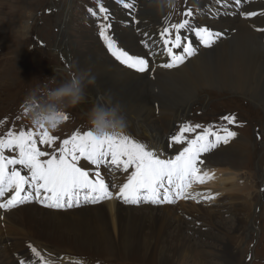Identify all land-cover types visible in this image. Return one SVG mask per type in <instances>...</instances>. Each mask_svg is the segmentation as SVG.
<instances>
[{"label": "bare ground", "instance_id": "1", "mask_svg": "<svg viewBox=\"0 0 264 264\" xmlns=\"http://www.w3.org/2000/svg\"><path fill=\"white\" fill-rule=\"evenodd\" d=\"M201 3V0H187L186 11ZM55 4V8L62 11L63 18L59 22V16H54L55 23L59 22L61 38L57 37V46L52 50L64 57L68 65L65 72L69 73L70 64L76 63L79 74L85 77L84 97L92 107L106 102H109V106H118L126 128L146 136L151 142V148L157 151L163 149L167 153V135L174 134L173 129L182 123L194 107L207 108L211 104L209 94L205 90L228 92L246 99L260 113L262 119L259 121V156L264 153V33L258 34L250 28L248 24L252 22L247 23L239 19L212 20L208 24L214 27V31L224 33L223 38H218L217 45L211 50L199 52L175 70L156 69L152 81L146 76H137L125 69H119L106 56L100 43L90 38V35L82 36L78 41L71 39L67 31V20L71 17L70 9L74 6V0H59ZM163 5L164 3L157 0H141V6L145 10H142L139 4L136 24L139 31H143V27H149L151 22L148 21L156 25L159 23L165 14ZM262 6L260 2L250 0L248 9L261 10L264 8ZM23 10L25 13L22 15H26L27 20H21L19 24L16 21L14 24L18 25L16 29H19L20 35L25 38L30 28L32 29L34 12H27V8ZM223 10L231 8L226 7ZM189 19L195 21L193 16ZM255 20L258 24L255 27H264V19ZM233 29L235 32L230 34ZM113 33L124 49L140 56L139 51L142 49L132 27H116ZM84 39L89 42L85 43ZM59 69L64 71L60 66ZM52 70L53 75L58 74ZM71 71L74 72L72 67ZM116 100L122 102L124 107H120ZM77 105L83 108L80 103ZM156 109L159 112L157 116ZM160 120L163 124H160ZM242 135L227 147L205 156L206 163L201 166V172H209L212 179L202 184L194 183L188 190L190 193H199L195 198L199 200H215L218 194H222L221 198H226L223 209L203 207L194 202L172 206H168V203H141L133 207L121 201H109L94 207L52 212L31 204L11 211L0 222V264H20L21 261H28L29 264H51L45 262V256L33 254L29 245L37 251L41 248L52 249L53 253L49 251V254L57 259L66 258L68 254L80 257L90 253L95 256L111 255L118 260L135 261L136 255L140 253L139 259L148 264H175L173 260L176 259H183L185 263L189 261L188 256L191 257L193 249L203 251L210 248L217 252L215 256L220 259V264H234L237 260L235 252L238 244L249 238L250 241L256 240L260 230L255 221L257 210L264 209V201L258 195L259 187L255 198V182L252 183L256 177L261 180V185L264 184V169L256 165V172L255 165L249 163L254 154L251 149L256 141L245 136L242 138ZM182 148H173L169 153L174 154ZM244 156L246 160L242 161ZM101 172L112 180V184L118 182L121 185L126 180V175L120 173H111L109 177L107 172ZM182 215H189L192 222L188 225ZM195 222H200L199 227H208L210 232L213 229L216 234L201 233L197 230ZM184 230L193 231L218 244L211 246L207 242L196 241L198 238L187 236ZM229 241L232 243L225 246L224 242ZM7 242H12L11 246L18 243L29 245H18L14 252L16 261L7 248ZM136 246H141V250ZM154 246L159 253L156 259L150 257ZM245 246L246 253L249 246ZM59 248H66L72 253L61 251ZM49 260L55 261L52 258ZM252 260L251 254V259L244 264H252Z\"/></svg>", "mask_w": 264, "mask_h": 264}, {"label": "snow or ice", "instance_id": "2", "mask_svg": "<svg viewBox=\"0 0 264 264\" xmlns=\"http://www.w3.org/2000/svg\"><path fill=\"white\" fill-rule=\"evenodd\" d=\"M242 2L243 0H236L237 5ZM123 7L135 11V0H128L123 3ZM100 12L105 23L99 25V37L111 57L119 65L136 73L150 71V61L146 57L130 54L119 45L114 35L109 34L111 23L107 9L101 7ZM183 15L186 18L180 23L160 28L159 40L152 41L153 45L160 44L164 53L170 57V60L160 65L164 69L178 68L199 51L190 41L183 42L188 37L182 35V29L194 32L205 48L212 47L221 36V33L213 32L208 27L194 26L188 19L193 16L191 9ZM240 15L255 16L257 13L241 12ZM172 30H175L174 38ZM257 31L264 32V29ZM144 35L147 37L148 33ZM141 43L150 47L147 40ZM181 48V54L173 51ZM152 54L155 55V52ZM116 103L124 107L119 100ZM52 117L56 120L52 129L68 119L61 112H53ZM221 119L228 125H235L237 121L235 115H224ZM35 127V131L21 129L19 133L10 130L6 137L0 138V209L10 210L33 201L44 208L60 210L79 207L82 203L96 204L112 199L120 200L125 205H139L172 203L174 199H186L189 196L194 198L200 194L188 191L192 185L212 179L209 172H201V166L206 163L205 155L221 144L228 145L237 136L235 131L223 125L218 131L213 130L215 125H209L197 132L201 128L200 124L184 123L175 135L169 136L168 147L180 144L186 146L169 158H162L163 152L158 154L156 149L149 148L145 143L124 133L97 136L91 130L82 134L75 131L69 138L62 140L58 150L49 154L40 150L36 137H39V144L49 146L56 138L50 135L49 128ZM185 133L196 135L189 139ZM259 138L260 134L257 133V139ZM6 151L14 152L15 155L7 156ZM46 156L47 159H41ZM82 159L93 165L94 171L78 166ZM102 166L126 173V181L115 194L102 175ZM8 193L10 196L2 199ZM28 247L33 254L40 256L35 247ZM20 264L29 262L21 261Z\"/></svg>", "mask_w": 264, "mask_h": 264}, {"label": "rangeland", "instance_id": "3", "mask_svg": "<svg viewBox=\"0 0 264 264\" xmlns=\"http://www.w3.org/2000/svg\"><path fill=\"white\" fill-rule=\"evenodd\" d=\"M58 1L59 0H0V138L6 137V134L10 130L15 133H19L21 129L25 131L32 129L33 131H35L36 127L29 117L30 95L35 94V98L39 100L44 97L46 92L59 87L62 83L70 79L73 74L80 75L76 68L75 62L74 64H72L73 62L70 64L69 73L65 71H63L65 73H60L63 75V77L59 76L60 78H58L55 75H51V69L58 68L59 66L61 67V69H65L68 66L62 54H55L52 50L54 49L53 47L57 46V42L59 40L57 39V37L59 38L60 36V27L58 26V24L63 18L62 11H58L55 8V6H57L55 3H57ZM157 1L162 3L161 0ZM201 1V4L193 6L190 9L193 12V17H195V21H204L206 23L205 26L208 28H212V26H210L208 23L214 20V16L218 15L220 19H224L222 18V13L224 12L223 9L226 8V4L229 5L228 8H231L230 2H225L224 4L220 5L219 0ZM84 2H87L88 5H91L92 0H74V6L71 8V17L67 20L68 34L71 39H74L76 41H78L80 37L85 35H90V38L95 37L91 35L92 27L94 26H90V22H88L91 21L90 18L84 16L86 12L82 11L81 6ZM147 2L150 1L147 0ZM53 3L55 6L52 5ZM138 3L141 4L140 0L138 1ZM23 8H27V12H34V20L31 23L32 29L30 28L28 35L25 37L26 39L20 35V32L18 31L19 29H16L18 25L14 24L16 23V21L19 24L21 20L23 22L27 20V16L22 15L23 13H25ZM141 9L145 10V8ZM185 10V0H179L178 4L175 3L174 0H168L167 7L165 9L166 13L162 16V18L165 16L166 19L159 23L158 26L156 25V23H149V27H143L144 30L140 31L139 34L135 35L134 32V35L135 37H137L138 42L145 38L147 39V43L150 44L149 46H153L155 49L160 50L159 44L153 45L152 43L153 39H156V34L159 33V29L164 26L173 24L174 22L180 23L182 19H185L183 17V12ZM56 15L59 16L58 24L55 23L54 16ZM148 20L149 19H147V21ZM143 33H148V36L143 37ZM183 35L186 36V33ZM223 37L224 35L219 38ZM84 42L88 43L89 40L84 39ZM194 42L198 48H202V44H200L198 39H196ZM217 43L218 42H215L213 44V48L217 45ZM140 47L142 49V46ZM144 50H147L150 53L148 47L144 46ZM71 67L73 68L74 72L71 71ZM158 69L159 71H165L164 69ZM67 70L68 68L66 69V71ZM205 92L209 94L211 104L207 108H202L201 106L193 108L180 125L184 123H191L193 125L200 124L201 128L197 129V132H201L204 127L209 125H215L216 127L213 130L218 131L221 127L218 125V122L220 121L224 124L223 126L230 127L231 129L240 125V134H243L241 137L243 138L245 136L246 138H250V140L252 141H256V147L254 144V147L251 149L254 154H252L251 158L249 159V163L255 165H253L254 170H256V165H258L260 169H264V153L259 156L260 148H258V145L260 138L257 139V133L260 132L259 129L261 128V122L259 121H261L262 118L260 113L256 110L255 107H253V105H251L246 99L240 97L239 95L228 94V92L223 91L216 93L212 89H206ZM85 103L87 102L84 97V99L80 102V105L83 107L82 109L79 108L78 105L66 107L63 109V113L68 116V119L59 123L55 129L49 128L50 135H52L56 139L51 146L39 144L38 147L41 151H45L51 154L54 150H58L62 140L66 139L67 137H70L73 132L85 130L84 127L81 125H84L83 122L86 120L87 116L85 117L83 113L87 111L88 115L92 107L88 103L87 109H84ZM157 113L159 112L156 109V114ZM224 115H235L237 118L236 124L228 125L225 121L221 119V117ZM161 121L162 120H160V124H163V121ZM65 126H67L66 129H64ZM179 127H177V132L179 131ZM126 135H129L137 141H141L142 143L145 142V144L148 145L149 148L151 146V142L143 134H140V136H136L133 131H131L129 128H126ZM195 135L196 133H185V136L189 139L194 138ZM185 146L186 145L184 144H180V147ZM221 146L216 149V151L221 148H225ZM169 149L170 148L168 147V150ZM168 150H166V155L169 154ZM47 158L48 157L46 156L42 157L41 159ZM244 160H246V156L242 157V161ZM109 177H111V174ZM253 180L254 181L252 183L254 184L255 182V193H253L256 198V191H258V187L262 191V189H264V184L261 185V180L256 179V177L255 179L253 178ZM262 192L264 196V191ZM222 198H220L222 200L211 204H209L207 200H202L201 202H204L203 204L205 206H210V208L213 209L217 207L221 208L225 205L224 201L226 200V198ZM186 202L192 203V197L189 196L184 201L182 200L180 202H173L169 205L172 206L187 204ZM221 209H223V207ZM261 210L263 211L264 209L259 208V210H257L258 216L255 220L257 227H260L256 240L250 241L249 238L243 243L238 244L239 247L235 252L237 260L234 264L247 263L251 259V254L253 256L252 264H264V213H262ZM177 213L179 214V212ZM182 216H185L183 217V219L184 221H188V225L192 222L191 217H189V215ZM194 224H196L195 226L197 230H200V232L205 235L214 232L213 229L210 232L209 228L206 226L199 227L200 222H195ZM184 233L189 237L198 238L195 239L196 241L207 242L211 246H214V244H218L214 240L200 236L193 231L184 230ZM213 234H216V232H214ZM231 241H229V243L224 242V245L226 246L227 244H231ZM11 244L12 242H7V248L12 252V255L15 259L16 257L14 255V252L18 245H29L27 243H18L15 246H11ZM247 244L249 246V250H247V252L245 253V245ZM136 247L141 250V246ZM59 249L61 251H68L67 249L69 248L67 247V249ZM68 252L72 253V251ZM191 253V257L188 256V262L184 263L183 259H176L173 261L175 262V264H220V259L216 258L215 256L217 252H215V250L213 249L206 248L203 251H197V249H193ZM86 254L87 256L83 255L80 257H72L68 254V257H63L62 259H57L55 257L48 256V259L46 258L45 262L51 264H148L139 259L140 253H136L137 255L135 261L128 259L118 260L111 255L95 256L90 253ZM157 254H159L157 252V247L154 246L152 250V255L150 254V257H154V259H156ZM248 254H250V256ZM51 258L58 262L49 260Z\"/></svg>", "mask_w": 264, "mask_h": 264}, {"label": "clouds", "instance_id": "4", "mask_svg": "<svg viewBox=\"0 0 264 264\" xmlns=\"http://www.w3.org/2000/svg\"><path fill=\"white\" fill-rule=\"evenodd\" d=\"M174 2L178 4L179 0H174ZM85 88L84 75L73 74L70 79L59 87L46 92L44 97L39 100L35 98V94H31L29 117L33 124L37 127L52 128L56 123L52 117L53 112L63 113L64 108L80 103L84 99ZM88 116L91 131L97 136L120 134L125 129V123L119 114L118 106H109V102L93 105Z\"/></svg>", "mask_w": 264, "mask_h": 264}]
</instances>
